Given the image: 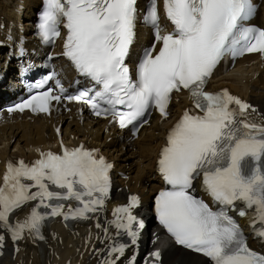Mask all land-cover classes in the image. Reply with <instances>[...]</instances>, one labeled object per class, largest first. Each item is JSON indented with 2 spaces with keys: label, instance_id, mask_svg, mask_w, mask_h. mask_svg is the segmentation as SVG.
I'll list each match as a JSON object with an SVG mask.
<instances>
[{
  "label": "snow or ice",
  "instance_id": "snow-or-ice-1",
  "mask_svg": "<svg viewBox=\"0 0 264 264\" xmlns=\"http://www.w3.org/2000/svg\"><path fill=\"white\" fill-rule=\"evenodd\" d=\"M163 7L173 30L161 28L159 0H151L145 19L155 29V42L133 75L126 60L136 37L138 0H46L39 35L52 42L63 25V55L99 90L83 87L69 93L52 72L8 111L50 114L54 102H77L135 134L153 110L169 116L174 93L189 92L192 106L169 130L158 159L169 186L156 197L159 220L179 245L203 254L211 264H264V251L249 246L230 215L232 210L249 215L257 237L264 239V117L250 118L256 109L227 89L206 90L226 54L264 55V28L246 24L257 5L253 0H163ZM49 81L55 89L46 87ZM112 168L99 149L68 147L62 141L61 151H41L35 161L9 160L0 183V227L16 241L25 233L44 240L42 229L52 217L90 219L109 197ZM201 177L218 210L195 195L194 181ZM139 204L140 197L131 195L110 221L116 236L127 235L132 244L139 238L133 228V209ZM25 208L28 213L17 218ZM138 223L142 229L143 221ZM4 241L0 235V246ZM128 247L114 240L112 258L104 264H116ZM152 255L159 264L161 253Z\"/></svg>",
  "mask_w": 264,
  "mask_h": 264
},
{
  "label": "bare ground",
  "instance_id": "bare-ground-1",
  "mask_svg": "<svg viewBox=\"0 0 264 264\" xmlns=\"http://www.w3.org/2000/svg\"><path fill=\"white\" fill-rule=\"evenodd\" d=\"M38 4L40 0H0V17L21 19L25 31L30 33L35 6ZM20 5L25 8L22 13L17 11ZM255 21L264 26V0H261ZM143 34L144 32L139 29L138 42L144 39ZM56 63L64 71L61 73L63 79L71 76L70 68L62 58L56 60ZM208 86L211 89H227L232 94L246 98L257 105L259 113L264 116V59L260 60L256 55H249L237 60L232 68L223 69L219 65ZM186 105L188 101L185 98L172 103L169 108L171 114L167 118H153L149 125L141 127L139 135L133 139L126 138V135L121 139L119 136L121 131H118L113 124H108L99 118H87L85 114L77 119L74 117L67 119L66 114L61 113L51 114L49 117L39 115L29 118L13 114L11 116L13 119L0 124V173L5 159L10 155H31L36 145L44 146L46 141L53 140L54 126L61 122L64 136L72 134L70 139L73 142L81 139L95 142L106 155L114 160L116 166L114 186H122L120 191H114L115 195L124 199L128 191H137L141 195L140 207L146 208L150 194L160 185V178L155 172L158 149L164 142L167 128L176 114L180 113ZM2 115L1 119L9 117L6 113ZM105 128L106 131H104ZM109 135H111L110 140H106ZM118 171L127 174V177H122ZM98 219L101 222L102 216ZM96 233L99 234L100 231L92 222L89 226L78 225L73 230H68L55 220L49 228L43 230L45 243H41L34 237H24L19 242L20 249L15 257L9 248L0 258V264L15 262L19 264H78V262L79 264H95L96 259L100 258L97 253L104 243L100 241V238L94 239ZM249 243L255 247L262 245L258 239L252 238L249 239ZM161 245L164 247L162 259H171L172 264H192L193 261L210 264L202 255L168 244L165 240L161 241ZM94 249L98 251L92 255ZM67 260H69L68 263Z\"/></svg>",
  "mask_w": 264,
  "mask_h": 264
},
{
  "label": "rangeland",
  "instance_id": "rangeland-1",
  "mask_svg": "<svg viewBox=\"0 0 264 264\" xmlns=\"http://www.w3.org/2000/svg\"><path fill=\"white\" fill-rule=\"evenodd\" d=\"M131 162H133V160L131 159ZM172 262V261H171ZM195 263V262H193ZM164 264H169V259L165 260Z\"/></svg>",
  "mask_w": 264,
  "mask_h": 264
}]
</instances>
